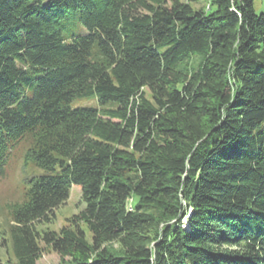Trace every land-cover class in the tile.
<instances>
[{
    "label": "trees",
    "instance_id": "trees-1",
    "mask_svg": "<svg viewBox=\"0 0 264 264\" xmlns=\"http://www.w3.org/2000/svg\"><path fill=\"white\" fill-rule=\"evenodd\" d=\"M23 145L43 172L0 264H37L42 242L61 264H264V12L0 0V181ZM73 184L84 209L39 230Z\"/></svg>",
    "mask_w": 264,
    "mask_h": 264
},
{
    "label": "rangeland",
    "instance_id": "rangeland-1",
    "mask_svg": "<svg viewBox=\"0 0 264 264\" xmlns=\"http://www.w3.org/2000/svg\"><path fill=\"white\" fill-rule=\"evenodd\" d=\"M255 8L257 12H264V0H255ZM197 62V59H195ZM148 91V89H147ZM94 105H98L97 101H93ZM92 103V102H89ZM82 104L80 98H76L72 102V106ZM25 146L16 147L12 153L10 161L7 165L6 175L0 181V257L3 259L11 256L13 258V249L11 240L9 239V222H11L10 206L20 203L24 199V191L27 187V178L33 175H39L43 169L33 162L25 165ZM85 207V202L82 197V188L73 184L70 192V197L50 216L48 221L37 225L39 230H55L60 231L63 227L70 226L73 219ZM86 231L88 238L91 239V232L86 225H82ZM41 257L37 264H61L62 261L69 260V257H63L61 254L53 250L50 246L44 244ZM114 252H121V244L118 241H113L107 245Z\"/></svg>",
    "mask_w": 264,
    "mask_h": 264
}]
</instances>
